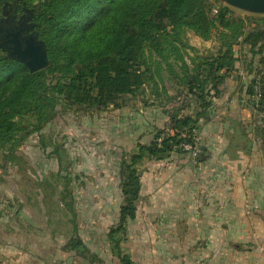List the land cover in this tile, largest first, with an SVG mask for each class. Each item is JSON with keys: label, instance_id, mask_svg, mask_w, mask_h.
Returning <instances> with one entry per match:
<instances>
[{"label": "rangeland", "instance_id": "obj_1", "mask_svg": "<svg viewBox=\"0 0 264 264\" xmlns=\"http://www.w3.org/2000/svg\"><path fill=\"white\" fill-rule=\"evenodd\" d=\"M210 4L212 20L225 6L247 22L264 20V14L234 8L227 0H211ZM22 17L19 13L14 18V31L24 29L23 38L35 35L43 42L33 24L23 23ZM2 18L8 25L10 17ZM219 31H214L209 41L190 30L182 34L186 47L176 44L188 69L177 60L176 51L165 53L168 62L155 51H147L152 59L147 60L144 87L105 109L79 107L57 96L46 123L38 124L31 116L17 119L24 130L0 148V233L9 234L5 245H0V264H108L100 257L107 250L119 259L109 234L120 226V210L126 204L127 167L139 154V145L153 144L156 135L157 129L147 127V112L153 108L167 112L170 108L172 114L176 110L180 114L182 107L198 106L197 98L188 93L187 82L179 80L194 75V67L200 66L205 74L212 70L213 61L226 51L220 53ZM251 40L258 43L256 48L236 46L234 55L240 60L218 74L230 77L242 70L249 72L243 89L252 92L258 112L257 107L264 106V99L256 95V86L262 92L264 80V36ZM61 80L60 74L48 75L46 85ZM170 97L175 98L169 101ZM152 161L158 160L146 155L136 165L140 181ZM123 233L125 226L122 233L115 234L116 239L121 240Z\"/></svg>", "mask_w": 264, "mask_h": 264}, {"label": "trees", "instance_id": "obj_2", "mask_svg": "<svg viewBox=\"0 0 264 264\" xmlns=\"http://www.w3.org/2000/svg\"><path fill=\"white\" fill-rule=\"evenodd\" d=\"M210 1L0 0V52L5 51L0 54V148L24 130L18 118L31 116L38 124L46 123L49 112L55 109L57 96H64L79 107L102 110L116 104L123 96L135 94L146 84L147 60L152 59L147 51H155L166 62L165 53L176 51L177 60L188 69L176 44L186 47L182 34L190 30L209 41L214 31L222 29L218 33L220 53L225 48L226 51L213 61L212 70L205 74L200 72V66L194 67V75L181 76L179 80L187 82L189 95L200 103L196 108L199 111L183 117L178 110L173 112L168 127L156 128L153 144L139 145V154L132 157V163L127 167L123 189L126 204L120 210V226L109 234L118 249L121 264H132L129 256L120 249L115 234L122 233L127 221L136 217L141 192L136 165L146 155L162 161L173 153L187 154L181 145L194 143L197 138L200 120L220 95L218 88L226 78L218 73L236 61L234 48L250 45L254 49L258 43L251 39L264 36V20L247 22L228 6L220 8L212 20ZM19 13L23 15V23L30 21L33 24L48 52V68L36 73L10 58L5 46L1 47L7 36L14 32V18ZM3 16L10 17L8 25ZM254 22L255 27H250ZM55 74H60L62 80L47 86L48 75ZM151 80L155 81L154 78ZM261 83L264 99V80ZM210 84L213 86L208 88ZM250 94L252 96V92ZM174 98L170 97L169 101ZM171 130L174 134H170Z\"/></svg>", "mask_w": 264, "mask_h": 264}, {"label": "crops", "instance_id": "obj_3", "mask_svg": "<svg viewBox=\"0 0 264 264\" xmlns=\"http://www.w3.org/2000/svg\"><path fill=\"white\" fill-rule=\"evenodd\" d=\"M248 75L219 86L199 123V160L173 153L148 163L136 217L119 240L132 264H264V106L256 112L243 89ZM161 109L147 112L152 130L168 127L172 110ZM7 237L0 233V245ZM110 252L102 260L121 264Z\"/></svg>", "mask_w": 264, "mask_h": 264}, {"label": "water", "instance_id": "obj_4", "mask_svg": "<svg viewBox=\"0 0 264 264\" xmlns=\"http://www.w3.org/2000/svg\"><path fill=\"white\" fill-rule=\"evenodd\" d=\"M234 8L250 13L264 14V0H227ZM24 29H17L1 45L5 46L10 58L25 64L31 73L44 70L49 66L48 52L45 44L37 40L35 35L22 37Z\"/></svg>", "mask_w": 264, "mask_h": 264}, {"label": "built area", "instance_id": "obj_5", "mask_svg": "<svg viewBox=\"0 0 264 264\" xmlns=\"http://www.w3.org/2000/svg\"><path fill=\"white\" fill-rule=\"evenodd\" d=\"M256 92L258 97H262L261 88H258L256 86ZM174 134V133H173ZM161 141V140H159ZM181 148L184 152H186L188 155H190L193 159L198 160L200 158V148L197 144V141H194V143H183L181 145Z\"/></svg>", "mask_w": 264, "mask_h": 264}]
</instances>
